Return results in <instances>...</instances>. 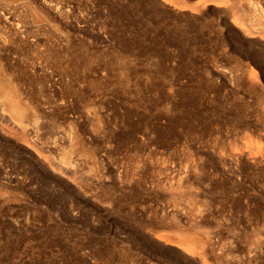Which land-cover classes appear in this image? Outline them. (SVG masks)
Instances as JSON below:
<instances>
[{
	"label": "rangeland",
	"instance_id": "rangeland-1",
	"mask_svg": "<svg viewBox=\"0 0 264 264\" xmlns=\"http://www.w3.org/2000/svg\"><path fill=\"white\" fill-rule=\"evenodd\" d=\"M0 80V264H264V0H0Z\"/></svg>",
	"mask_w": 264,
	"mask_h": 264
},
{
	"label": "bare ground",
	"instance_id": "bare-ground-1",
	"mask_svg": "<svg viewBox=\"0 0 264 264\" xmlns=\"http://www.w3.org/2000/svg\"><path fill=\"white\" fill-rule=\"evenodd\" d=\"M5 80V79H4ZM1 81V80H0ZM6 81V80H5ZM10 81L9 78L7 79V82ZM4 82V81H3ZM2 82V83H3ZM6 82V83H7ZM12 82V81H11ZM0 83V96L2 98V102H3V106L5 105L7 107V109L9 108L11 110V112L13 111V114L15 113L17 120L21 119V117L23 118L26 113L25 110H27V108L25 107V105H27L26 103H24V107L22 106V104L19 102V100L21 99L19 96L16 97L14 92L11 90V88L13 89V86L11 87L10 83V87L8 86H4L6 85L5 82L2 84ZM16 89V88H15ZM18 91V90H17ZM16 92V91H15ZM17 93V92H16ZM19 93V91H18ZM20 98V99H18ZM23 102V101H21ZM4 106V107H5ZM5 107V108H6ZM26 108V109H25ZM9 112V110H7ZM28 112V111H27ZM10 113V112H9ZM14 115V116H15Z\"/></svg>",
	"mask_w": 264,
	"mask_h": 264
}]
</instances>
